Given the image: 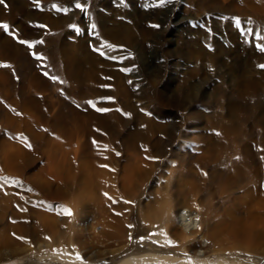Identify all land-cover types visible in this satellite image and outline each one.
Listing matches in <instances>:
<instances>
[{
  "label": "rangeland",
  "instance_id": "374dc122",
  "mask_svg": "<svg viewBox=\"0 0 264 264\" xmlns=\"http://www.w3.org/2000/svg\"><path fill=\"white\" fill-rule=\"evenodd\" d=\"M223 1L0 4V23L8 24L19 39L44 41L30 49L0 29V65H7L0 67V251H19L28 263L42 262L51 251L60 254L57 246L71 261L81 257L77 245H64L61 233L63 205L68 204L50 201L38 191V180L55 179L61 191L87 200L97 191L94 185L85 186L83 177L99 174L96 181L107 187L101 192L107 212L100 221L96 211H87V222L97 225L98 241L108 244L106 234L116 232L118 225L132 231L147 208L151 216L171 214L180 230H199V215L209 207L212 216L207 224L222 234L216 243L204 244L218 252L194 262L232 264L227 261V184L264 179V69L259 67L264 52L256 47L264 46V0ZM76 3L87 11L81 12ZM105 42L113 47H101ZM89 100L109 111H96L85 103ZM57 115L75 118L61 128L54 121ZM83 122H90L89 129ZM14 146L33 162L23 177L14 171ZM251 156L254 162L246 161ZM134 165L135 185L147 172L150 178L143 184L154 188L169 177L168 168L177 167L179 176L170 178L167 193L145 189L132 200L121 189L120 169ZM237 208L234 216L243 219V210ZM249 212L264 213V201L252 204ZM42 214L50 218L47 224L52 228ZM150 223L152 243L154 236L169 238L155 217ZM86 229L91 235L89 223ZM255 248L264 251V237Z\"/></svg>",
  "mask_w": 264,
  "mask_h": 264
},
{
  "label": "bare ground",
  "instance_id": "6f19581e",
  "mask_svg": "<svg viewBox=\"0 0 264 264\" xmlns=\"http://www.w3.org/2000/svg\"><path fill=\"white\" fill-rule=\"evenodd\" d=\"M222 1L223 0H221V3ZM228 1L229 0L226 1V4L228 3ZM230 3L229 5H231ZM0 60H3V55L1 52H0ZM29 104H31L32 106H35L36 102L34 100H29ZM74 118H75V115H73V117L70 120L72 121ZM68 120L69 119H67L66 116L57 115L54 121H55V124H57V126L61 127V125L64 122H67ZM69 122H67V124ZM89 123L83 122L82 124L83 128L89 129L87 128ZM64 127H61V128H64ZM72 129L76 130V128H72ZM80 133L76 132L75 134H80ZM231 136H232L231 132H227L226 138L230 139ZM82 144L80 143L79 145H82ZM82 146H79V147H82ZM14 147H15V150H14L15 154H14L13 159L14 161L17 162L16 164H14L15 166L14 171L15 173H17L18 176L23 177L25 174H27V172L33 169V162L31 160L30 161L27 160V158L26 159L24 158V155L22 154L23 151L20 147L18 146H14ZM79 147H76V148H79ZM83 150H86V148L84 147ZM247 152L249 153V151ZM247 152L245 153L246 155H247ZM135 157H137V155H135ZM246 161L254 162L253 157L252 158L248 157ZM17 165L19 166L18 169H17ZM136 168L138 167L134 165L132 166V168H129L127 170H125V167L120 169L121 174L122 173L124 174L122 175L123 177L121 176L122 177L121 185H120L121 189L125 197H128L129 199H132V200H136V198L138 197V194L141 192H144L145 189L151 190L154 193L155 191L157 193L159 192L162 195L163 193L164 194L167 193L169 190L167 189V184L168 182L171 181L170 178L173 177L174 175L177 177L179 176L177 174L178 173L177 167L176 169L168 168V165H166L165 168H168L170 170L169 177H166L165 179L166 181L162 183L160 187H157V188H154L153 186L148 187V184L147 185L143 184L144 182L148 181V179L150 178L151 173H148V172L143 174L145 177H141L142 175L139 174L141 175L139 176V178L141 177L142 180L138 185H135L133 181L136 180L137 178L136 174H138L137 171L135 170ZM35 177H38V176H35ZM40 177L41 178H39L38 180V185L36 184L38 187L37 188L38 191L44 193V195L47 198H49L50 201H58V202H61V204L62 202L68 204L67 208H69L72 211L71 216H66V215L63 216L62 224L64 225V228L61 233L65 237L64 245L65 246H69L71 244L77 245L81 253V257L83 259L82 260L73 259V261H71L67 257L66 254L62 253L64 251L63 247L57 246L58 248L56 249L62 250L60 254L51 251V253L47 255V259H43L42 262L36 261L34 263H28V262H23V257L25 256H22L21 252L16 251V250L4 249L0 251V264H3L4 261L9 264H99V261H106V260H108L110 264H210L207 261H203V262L199 261V263H197V262H194V259L201 258L203 254L211 253L207 256L209 258V257H212L213 252L215 253L218 252L217 248L216 250L208 249L206 244H204L206 243V241L209 243H213V242L216 243L218 234L219 235L222 234V232L219 230H217L218 232L216 231L217 233L213 232L215 228H212L210 227V225H208L209 221L211 220V216H212V212L210 211L209 207L206 209L204 213H201L199 215L200 217L198 221L202 224V227L199 230H193L190 227V229H187V230L183 228L184 231L178 228L173 218L174 216L172 217L171 214L162 212L160 215L151 216L152 214L148 212L149 208H147L145 210V214L143 215V217L139 218L140 217L139 215L137 224H135V227L132 228V231L128 230L127 232V229H124L118 225V227H116V232H114L113 234H108V233L106 234V236L109 238V243L103 244L100 241H98L99 238L96 237V229H95L97 226L96 223L93 221H91L90 223L89 219L87 222V218H88L87 211L89 210L96 211L97 212L96 218H98L100 221L104 220V216L106 215V212H107V210L105 209L104 199L101 195V192L104 191L107 187L104 186V184H102L104 181L103 182L96 181L99 177V174H97V177L92 176L90 174H86L83 177L84 185L87 186L88 188H91L94 185L97 191L95 195H92L87 200H85L84 197H75L74 193H72L73 195H71L67 191H64V190L61 191L57 186L54 185L55 179L49 180V179L43 178L42 176ZM224 186H226V184ZM229 188L230 190H228ZM227 191H228L227 193H229L228 195V198H229L228 205L229 206L227 207L228 209L227 210V220L225 221V223L227 222L226 223L227 224V228H226L227 229V261L229 262L233 261L232 264H264V251L258 252V250H256L257 248H255V242L259 240L261 237H264V213L255 215L249 212V209L252 204L254 205L255 202L257 203V202L264 201V179L261 180V179L254 178L248 182L246 181L245 184H239V185L234 184L232 181L229 183V185L227 184ZM105 194L107 193L105 192ZM123 200L125 201L124 198ZM66 206L67 205H63V208L64 207L66 208ZM166 206L168 207L169 205H166ZM237 206H239L240 210H243V213L245 215L243 219H238L234 216L235 212L233 209H236ZM41 217L44 223L47 224L50 218L45 217L43 214L41 215ZM154 217L158 220V223L164 227L165 230L164 229L162 230L165 231L166 234L169 235L168 239L162 240L160 236H157V237L154 236L153 238L156 240V242L154 240L153 242L155 243H152L150 241L152 238L149 240L148 234L150 233V230H151L149 227V224H151L150 222L152 218ZM181 217L182 216H180L179 219H181ZM51 223L52 221L49 222V225ZM88 223H89V227L92 230L91 235L85 233L87 230L86 225ZM53 226L54 225H50L48 227L52 228ZM195 226H198V225H195ZM221 228L223 229L222 226ZM130 236L132 237L131 240L129 239ZM141 237H145L146 239L141 241L140 240ZM204 240L205 242H203ZM216 246L218 245H215V247ZM209 248H212V247H209ZM221 252L223 253V251ZM104 256H107V257L105 258Z\"/></svg>",
  "mask_w": 264,
  "mask_h": 264
},
{
  "label": "snow or ice",
  "instance_id": "6c2138e0",
  "mask_svg": "<svg viewBox=\"0 0 264 264\" xmlns=\"http://www.w3.org/2000/svg\"><path fill=\"white\" fill-rule=\"evenodd\" d=\"M167 2L171 3V2H173V0H167ZM2 3H4V0H0V4H2ZM53 7L55 8L56 6L54 5ZM75 7L77 9H79L81 12H86L87 11V9L82 4H80V3H76ZM57 10L59 11V9H57ZM65 11H67V10L65 9ZM236 24L237 25L240 24V20L239 19L236 20ZM38 27L45 28L46 26H44V25H38ZM73 27L75 28V26H73ZM91 27L94 30L96 26L95 25H92ZM151 27H153V28H159L160 26L153 24V25H151ZM0 29H2L7 35H10L14 39H17L18 43H20L22 45H26L30 49L35 48L37 44H43L44 43L43 40H39V41H36L35 43H33V42H29V41H26V40H23V39H19L17 33L8 24H6V23H0ZM75 30H76L77 34H79V29H75ZM249 34H251V33H249ZM101 47L111 48V47H113V45H110V44H108V43L105 42V43H102L101 44ZM256 47H257V49L259 51L264 52V46L257 45ZM99 55L104 56L105 53L103 51H99ZM37 58L38 59H43V57H37ZM0 67H7V65H0ZM259 67L261 69H264V64L259 65ZM122 70H125V69H122ZM44 75L47 77L48 76V73L45 72ZM49 79L55 80L56 78L55 77H49ZM109 99H111V98H109ZM85 103L88 104L90 107H93L98 112H105L106 113V112L109 111V109H107V108H98V107H96L95 106V102H93V101H90L89 100V101H86ZM116 111H121V110L120 109H117ZM215 134L216 135H220L219 132H217ZM93 143H95V141H93ZM116 155H119V152H117ZM237 159H239V158H237ZM101 167H107V166L106 165H102ZM204 175L206 176L207 173H204ZM105 195H107V194H105ZM108 198L111 199V197H108ZM125 203H129V202L125 201ZM119 214L120 213H117V215H119ZM64 215L71 216L72 215V211L70 209L65 208L64 209ZM129 227H131V226H129ZM150 235H155V233H151ZM19 239H23V238H19ZM46 239H48V238H46ZM129 239L131 240L132 237L130 236ZM144 239H146V238L145 237H141L140 238L141 241H143ZM77 259L82 260L83 258L80 257V256H77Z\"/></svg>",
  "mask_w": 264,
  "mask_h": 264
}]
</instances>
